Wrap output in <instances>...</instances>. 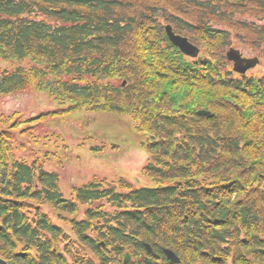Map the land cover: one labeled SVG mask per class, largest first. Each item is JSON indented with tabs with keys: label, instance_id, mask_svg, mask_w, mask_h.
<instances>
[{
	"label": "trees",
	"instance_id": "1",
	"mask_svg": "<svg viewBox=\"0 0 264 264\" xmlns=\"http://www.w3.org/2000/svg\"><path fill=\"white\" fill-rule=\"evenodd\" d=\"M165 24L202 54L189 62ZM234 41L264 55V0H0V58L19 64L0 71V98L61 105L0 112V257L176 264L170 249L179 264H264V75L233 71ZM80 111L130 114L156 186L94 177L66 197L39 155L18 154L20 136Z\"/></svg>",
	"mask_w": 264,
	"mask_h": 264
},
{
	"label": "rangeland",
	"instance_id": "2",
	"mask_svg": "<svg viewBox=\"0 0 264 264\" xmlns=\"http://www.w3.org/2000/svg\"><path fill=\"white\" fill-rule=\"evenodd\" d=\"M231 47L240 48L247 58H259V64L248 75H264L262 52L236 41ZM187 59L195 61L191 57ZM18 65L0 58V71L12 70ZM23 65L27 66L29 62ZM60 107L59 101L48 91L25 90L0 98V112L11 118L19 116L22 121ZM136 124L130 114L109 112L80 111L49 117L34 133L17 139V145L26 144V148H19L18 154L29 161L39 155L45 161L44 168L59 174L60 187L66 197L72 196L74 186L94 177L109 180L124 177L135 186L154 187L155 182L142 173L149 155L142 148L146 134L138 130Z\"/></svg>",
	"mask_w": 264,
	"mask_h": 264
},
{
	"label": "water",
	"instance_id": "3",
	"mask_svg": "<svg viewBox=\"0 0 264 264\" xmlns=\"http://www.w3.org/2000/svg\"><path fill=\"white\" fill-rule=\"evenodd\" d=\"M165 29L171 42L175 46H177L182 53L194 58L199 55L200 49L196 45H194L187 37L175 33L171 25H166ZM227 58L232 62L234 61V70L242 74H245L248 69L255 67L259 63L258 57H254V58L243 57L240 50L233 47L228 50ZM198 113L199 115H203V116H210L212 114L211 111L208 110H200ZM144 246L146 250L149 253H151L154 257L158 259L160 258L159 255L154 253L150 244L144 243ZM164 253L169 260L173 261L176 264L180 263V258L177 256V254L174 251L170 249H165ZM129 260H130V255L127 254L125 257V263H127ZM0 264H10V263H8L5 259L0 257Z\"/></svg>",
	"mask_w": 264,
	"mask_h": 264
}]
</instances>
